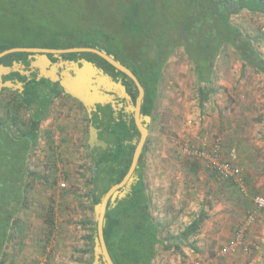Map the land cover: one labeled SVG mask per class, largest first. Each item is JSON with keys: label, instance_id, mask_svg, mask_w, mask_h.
Here are the masks:
<instances>
[{"label": "rangeland", "instance_id": "374dc122", "mask_svg": "<svg viewBox=\"0 0 264 264\" xmlns=\"http://www.w3.org/2000/svg\"><path fill=\"white\" fill-rule=\"evenodd\" d=\"M16 2L12 11L0 9V46H40L54 35L64 37L67 30L74 31L72 38L82 30L86 36H97L91 31L96 28L109 30L112 40L118 37L111 28L119 15L113 21L110 3ZM231 22L264 58V17L243 10ZM15 98L14 92H0V121L11 112V122L3 127L12 136L29 129L31 120L30 111L19 107ZM151 111L142 180L151 198L152 220L168 248L159 250L151 264H183L199 257V264H264V208H255L252 201L255 195L264 197V76L245 66L233 47L225 46L211 83L202 85L184 49L177 47L162 66ZM87 129V114L69 97L54 101L41 118L26 161L30 184L26 205L13 217L0 264L93 263L96 223ZM217 138L222 159L242 170L247 196L228 182H218L205 161L183 153L186 146L210 149ZM205 203L207 209L202 207ZM218 210L223 212L222 221L220 217L214 221ZM250 213L254 220L244 233L245 251L232 257L215 250L192 252L193 246L201 250V244L211 240L208 235L222 236L226 231L227 238L234 237ZM198 216L203 217L199 231L181 240L180 233Z\"/></svg>", "mask_w": 264, "mask_h": 264}, {"label": "trees", "instance_id": "16d2710c", "mask_svg": "<svg viewBox=\"0 0 264 264\" xmlns=\"http://www.w3.org/2000/svg\"><path fill=\"white\" fill-rule=\"evenodd\" d=\"M91 1L100 2L97 5L110 3L116 15L113 21L119 15L118 24H113L111 28L112 32L118 33L116 40L111 39V32L106 29H91L97 35L91 33L92 37L86 36V32L82 30L83 34L79 31L74 38V31L67 30L64 37L54 35L47 41L43 40L45 42L40 46L21 47L102 48L126 68L142 75L140 82L147 86V114L153 108L162 66L177 47L184 49L187 59L194 65L197 82L202 85L211 83L217 56L225 46L233 47L245 66L264 76V58L249 36L231 22V17L243 10L264 17V0ZM16 5V0H0V9L3 12L12 11ZM15 47L20 46L2 44L0 53ZM69 57L71 58L66 56ZM5 59L7 58L0 59V65L10 64L5 63ZM99 60L114 71L111 65L101 58ZM120 76L125 75L120 73ZM18 77L20 82L25 83V92L17 94L13 101L21 108L32 110V115L30 128L18 136L10 135L3 127L13 118L10 111L7 112L6 119L0 121V254L7 242L11 223L14 222L13 217L26 205L30 188L26 162L30 143L35 141L40 120L51 102L44 96L38 99V89L44 85V81L29 82L26 77ZM132 148L130 146L128 153L121 148L120 157L109 156L107 152L98 150L92 155L95 169L90 200L93 206L124 178L131 163ZM139 171L137 168L135 174ZM241 180L244 183L243 177ZM226 182L229 187L240 189V184ZM128 195L125 200H118L114 207L112 204L107 206L103 227L104 242L113 264H151L153 256L159 250L168 248L159 236V226L151 219L149 196L139 174L138 183L132 194ZM201 223V217L192 221L180 233V239L187 240L195 235Z\"/></svg>", "mask_w": 264, "mask_h": 264}, {"label": "flooded vegetation", "instance_id": "af4514ba", "mask_svg": "<svg viewBox=\"0 0 264 264\" xmlns=\"http://www.w3.org/2000/svg\"><path fill=\"white\" fill-rule=\"evenodd\" d=\"M15 48H23V49L39 48V49H49V50H67L65 48H60V47L59 48L15 47ZM74 48H80V47H72L68 49H74ZM97 49H100V48H97ZM39 55L40 54L33 53V52H13V53L3 56L4 58H7L5 59V63L6 62L10 63L9 65L3 63L4 66H9L11 68L13 67L14 63H17L19 65V70L23 72H27L28 74L27 75L21 74L20 71L18 70L15 71L13 70V68H11V71L8 74L2 75V81L3 82L11 81L13 83L20 82L18 76L26 77L27 81L29 82L32 80H36L37 82L44 81V85L42 87H39L38 89L39 94H40V95L38 94L39 95L38 99L44 96L47 99L51 100L50 104L47 107V110H48L54 101L61 100L63 99V97H69V98L71 97L66 95L63 92L59 82L57 81L52 82L49 78H41L38 80L39 67L34 66L33 63L37 62L34 56H39ZM46 56L50 62V65L45 67L46 71L49 72L51 68H53V66H57L58 69H57L56 75L58 77H61V73L66 70L65 65L59 66V64L63 62H74L77 64L78 67H81L82 66L81 62L85 60V61L90 62L93 66H95L100 71H102L103 75L107 76L110 81L116 84H119L121 87H123L122 90L119 88L115 90V89H106L103 86H100L99 89L105 92L108 95V98L107 100H105V102L96 103L95 106L90 107V112L87 111V108L84 107L82 103L71 98L75 100L77 103H79L84 109L85 113L87 114L88 138H87L86 144L91 153L90 154L91 160H92V155L96 154L95 152H97V150L102 151V152H107L109 156L120 157L122 156L121 148H122V151H125V153H128L130 146L133 147L132 148V157H133L137 144L139 143L141 139L140 127H143L146 130V137H145L142 150H141V154H140V158H139L138 168L140 169L139 171L140 173L137 172L134 175V180L130 184L129 189H127L128 188L127 187L121 190V195L115 200V205H117L118 200H125L129 196L128 194H132L133 188L138 183V174L142 177V168H141L142 167L141 165L142 154L146 149L150 124H151V120L153 117L152 111H150L149 114L146 113L147 86L145 85L143 86L142 83L140 82V79H142V75H140L139 73L137 75L129 69L133 73L137 81L139 82L140 86L143 88V97L140 103L138 104L137 100L139 97V90L136 84L127 75L116 70L114 67H113L114 71L112 72L107 65H105L99 60V58L101 57H99L95 53H92V52H63L59 54L46 53ZM66 56H71V58L70 57L66 58ZM101 59L105 61L103 58ZM15 73L17 75H13ZM120 73H122L125 76H120ZM71 74L74 75L73 73ZM92 79L95 80L94 77ZM20 83H22L21 91L3 88L0 92L11 91V92H14L16 96L17 94H24L25 83L24 82H20ZM27 110H29L30 114L32 115V110L30 109H27ZM146 116L149 117L148 122L144 120V117ZM90 126L96 129L97 131L96 139L98 142H104L106 144L105 147H102L101 145H97L96 143H94L92 147L89 146V127ZM31 146H32V142L30 143V148ZM131 161H132V158H131ZM94 169L95 168H94V162H93V170ZM131 197L132 195H130V198ZM110 204L111 203L109 202L108 205ZM115 205H112V207H114Z\"/></svg>", "mask_w": 264, "mask_h": 264}, {"label": "water", "instance_id": "95a60500", "mask_svg": "<svg viewBox=\"0 0 264 264\" xmlns=\"http://www.w3.org/2000/svg\"><path fill=\"white\" fill-rule=\"evenodd\" d=\"M13 52H33L40 54L39 56H34L37 62H34L33 65L39 67L38 80L41 78H49L52 82H59L63 92L70 96L71 98L82 103L84 107L87 108V111L90 112V107L96 105V103H103L107 100L108 95L99 89L100 86H103L106 89H123L119 84H116L109 80L106 76L103 75V72L93 66L90 62L83 60L82 66L78 67L74 62H63L60 65L66 66V70L61 73V77L56 75L57 66H53L49 72L46 71L50 62L46 56V53L59 54L63 52H92L103 58L107 63H109L116 70L127 75L137 86L139 90V97L137 103L139 104L143 97V88L140 86L139 82L133 75V73L126 68L123 64L115 59L114 56L107 54L105 50L97 48H74L67 50H49V49H39V48H12L5 50L0 53V59ZM59 65V66H60ZM13 70L20 71L19 65L17 63L13 64ZM11 68L8 66L0 65V91L3 88L13 89V90H22V83L20 82H11V81H2V75L8 74L11 71ZM21 74H28L27 72L20 71ZM73 73L74 75H72ZM95 78L93 80L92 78ZM96 83V84H95ZM108 91V90H107ZM146 122L149 121V117H144ZM96 129L92 126L89 127V146H93L94 143L105 147L104 142H98L96 139ZM141 139L137 144V147L134 151L130 167L125 174L124 178L116 185L112 186L106 194L101 198L100 202L94 206L95 214V223H96V236H95V246H94V260L92 264H113L111 257L107 251L104 237H103V227L105 223V213L107 205L110 202L112 205H115V200L121 195V190L127 188L129 189L130 184L134 180L135 170L139 166V158L142 150V146L146 137V130L143 127H140Z\"/></svg>", "mask_w": 264, "mask_h": 264}, {"label": "built area", "instance_id": "2783aa9c", "mask_svg": "<svg viewBox=\"0 0 264 264\" xmlns=\"http://www.w3.org/2000/svg\"><path fill=\"white\" fill-rule=\"evenodd\" d=\"M220 149L221 139L217 138L210 149L186 146L183 153L189 157L204 160L224 181H234L235 183L240 184V189L242 192L246 193L242 187V170L229 160L222 159ZM61 186L64 187V184L62 183ZM252 201L255 208H264L263 196L255 195L252 198ZM253 220L254 217L252 213H250L241 229L238 230L230 242L219 251L220 255L235 254L240 250H246V246L244 244V233L252 224Z\"/></svg>", "mask_w": 264, "mask_h": 264}, {"label": "crops", "instance_id": "0c3cea01", "mask_svg": "<svg viewBox=\"0 0 264 264\" xmlns=\"http://www.w3.org/2000/svg\"><path fill=\"white\" fill-rule=\"evenodd\" d=\"M60 65V64H59ZM200 161H201V159H200ZM202 161H204V160H202ZM144 164V163H143ZM207 164V163H206ZM207 166L210 168V172L213 174V176H214V178L218 181V182H226V181H224L208 164H207ZM142 168V167H141ZM144 170V168H142V171ZM143 182H144V185H145V187H146V190H147V186H146V184H145V180H143ZM242 187L245 189V194H246V196H247V191H248V189H247V186H244L243 185V182H242ZM148 192V191H147ZM149 196V195H148ZM253 198V197H252ZM205 201H209L208 199L209 198H207V197H205ZM201 201H202V199H201ZM224 203H229V202H225L224 201ZM149 204H150V211H152V204H151V198H150V196H149ZM208 204V203H207ZM221 204V203H220ZM247 204H249L250 205V202H248ZM205 206V209H207V207H206V203L205 204H202V207H204ZM253 206V205H252ZM241 209V208H240ZM218 212L219 213H216L215 215H216V218H215V220L214 221H216L217 219H219V217L223 214V212H221V211H219L218 210ZM199 217V216H198ZM222 217H224V216H222ZM202 218V221H203V217H201ZM225 218V217H224ZM151 219H153L152 218V216H151ZM223 219H221V217H220V221H222ZM208 228H209V226H208ZM207 228V229H208ZM230 230V229H229ZM223 234L224 235H222V236H219L218 234L216 235V234H213V235H208V236H211V240H206V243H205V245L204 244H201V246H200V248H201V250L200 249H195V246H193V249H192V252H196V253H201V254H205V253H207L208 252V254H209V252L212 250V251H217V255H219V251L222 249V248H224L229 242H230V240L233 238H227L228 236V232H223ZM225 235H226V237H225ZM225 238V239H224ZM239 252L240 251H238L237 253H235V254H226V255H220V256H223V257H225V256H227V257H232V256H236L237 254H239ZM202 260L200 257L199 258H195V259H192V260H187V262H184L183 264H199V261L200 260Z\"/></svg>", "mask_w": 264, "mask_h": 264}]
</instances>
